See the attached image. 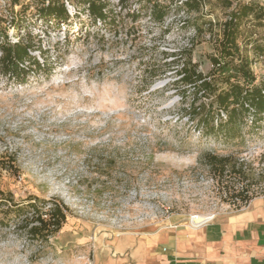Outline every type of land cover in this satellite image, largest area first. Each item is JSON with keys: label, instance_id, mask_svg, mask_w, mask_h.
I'll return each instance as SVG.
<instances>
[{"label": "rangeland", "instance_id": "rangeland-1", "mask_svg": "<svg viewBox=\"0 0 264 264\" xmlns=\"http://www.w3.org/2000/svg\"><path fill=\"white\" fill-rule=\"evenodd\" d=\"M61 1L70 20L57 27L38 15L47 1L0 0V43L4 35L40 38L52 65L47 75L32 66L23 83L0 74V197L67 210L45 242L19 227L32 210L0 213V264H100L104 242L132 226L217 216L238 211L239 194L264 195V120L253 125L245 116L222 133L211 124L213 97L175 83L187 62L212 78L223 23L264 0H150L165 9L162 23L144 0H123L121 9L119 0H103L107 23L94 25L84 0ZM236 44L264 91V23L241 19ZM31 55L41 60L39 49ZM191 106L200 108L193 118ZM210 156L244 162V174L219 175Z\"/></svg>", "mask_w": 264, "mask_h": 264}, {"label": "trees", "instance_id": "trees-1", "mask_svg": "<svg viewBox=\"0 0 264 264\" xmlns=\"http://www.w3.org/2000/svg\"><path fill=\"white\" fill-rule=\"evenodd\" d=\"M46 1L47 6L40 8L38 12L39 17L42 20L54 18L57 27L59 23L67 24L70 18L65 4L61 0H42V3ZM118 2L121 9L123 0H119ZM144 2L147 6L151 5L149 11L153 21L162 23L165 9L162 6H158L157 8L150 0H144ZM192 3L185 2L182 4L195 8ZM16 4L17 0H14L13 5ZM82 4L83 9L81 11L86 10L92 25L97 22L107 23L110 12L106 2L103 0H84ZM250 14H253L255 19L264 23V7L256 9L252 4L239 6L238 10L232 12L223 23L218 56H213L210 60L212 66L210 75L212 78L203 76L196 66L189 62L181 64V68L175 72L178 76V79L175 81L177 85L193 87L195 94L201 92L207 97H213L218 110L216 112V120L211 124L215 128H220V130L224 129L222 133L232 132V128L229 126L243 121L245 116H249L248 118H250L253 125L257 120L264 118L262 116L264 114L263 85H254L255 77L250 70L249 60L246 56L240 55L236 44L238 23ZM136 18V15H132L133 22ZM11 23L15 24L13 19ZM2 37L3 43H0V74L6 80L23 83L32 66L41 69L46 75L50 73L52 65L47 61V50H43L44 47L41 48L40 38L36 39V37H32L29 34L25 36L19 35L16 42H10L6 35ZM257 48V56L263 57L264 50L261 49V46H257ZM35 49H39L40 61L31 55V52ZM215 81H220L221 86L218 87ZM184 95L185 92H181V99L184 98ZM194 100H197V97ZM190 108L192 109L193 118L198 114L200 108L193 106ZM219 111L225 114V119L219 116ZM203 123L205 125L207 123L206 120H203ZM260 161L264 163V153H262ZM208 164L219 175H225V173L242 175L246 168L244 162H237L232 157L210 156ZM239 195L243 199L242 202L253 199L243 194ZM0 196H4L3 193ZM35 199L29 198V201H35ZM12 201V199L0 197V213L4 214V216L9 213L20 216L24 209L32 210L33 215L31 218L23 220L19 224V227L33 240L45 242L49 236L59 232L66 221L65 212L67 210L63 204L50 203L47 205L44 203L43 207L46 210H42L41 212L37 210V206L34 203H29L28 206L23 207ZM3 207H5V210H2Z\"/></svg>", "mask_w": 264, "mask_h": 264}, {"label": "crops", "instance_id": "crops-1", "mask_svg": "<svg viewBox=\"0 0 264 264\" xmlns=\"http://www.w3.org/2000/svg\"><path fill=\"white\" fill-rule=\"evenodd\" d=\"M116 235L98 251L100 264H264V195L199 228L171 216Z\"/></svg>", "mask_w": 264, "mask_h": 264}, {"label": "built area", "instance_id": "built-area-1", "mask_svg": "<svg viewBox=\"0 0 264 264\" xmlns=\"http://www.w3.org/2000/svg\"><path fill=\"white\" fill-rule=\"evenodd\" d=\"M264 93V91H262ZM219 116L223 119L226 118L225 114L222 111H219ZM262 116L264 117V114H262ZM251 117V116H250ZM264 120V118H263ZM251 200H247L241 203V207L239 208V210L242 209H246L247 207H249ZM215 218V216H190L187 220L188 224L190 227L192 228H199L200 226L208 223L209 221L213 220ZM199 219V221H197Z\"/></svg>", "mask_w": 264, "mask_h": 264}, {"label": "water", "instance_id": "water-1", "mask_svg": "<svg viewBox=\"0 0 264 264\" xmlns=\"http://www.w3.org/2000/svg\"><path fill=\"white\" fill-rule=\"evenodd\" d=\"M197 221H199V219Z\"/></svg>", "mask_w": 264, "mask_h": 264}]
</instances>
